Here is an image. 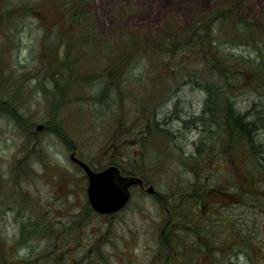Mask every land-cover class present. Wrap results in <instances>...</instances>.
Returning <instances> with one entry per match:
<instances>
[{
  "label": "rangeland",
  "instance_id": "obj_1",
  "mask_svg": "<svg viewBox=\"0 0 264 264\" xmlns=\"http://www.w3.org/2000/svg\"><path fill=\"white\" fill-rule=\"evenodd\" d=\"M25 1L0 0V264H226L231 255H221L229 250L221 240L212 261L202 243L174 229L175 196L190 199L199 184L203 191H237L243 182L248 190L247 174L264 193V168L254 164L264 162V128L254 152H244L245 166H234L226 132L199 120H212L207 93L182 77L197 65L192 56L184 58L187 66L166 46L131 48L120 62L115 55L130 46L129 34L168 43L165 26L174 24L179 34L215 10L256 28L264 25V0H27L31 13ZM74 12L81 13V27L67 16ZM220 48L237 64L239 56L257 57L256 46ZM155 90L163 98L141 125L144 101ZM232 101L242 115L264 118V91L243 90ZM124 124L131 125L128 140ZM141 127L142 134L146 127L153 133L135 144ZM115 134L130 143L124 169L140 172L157 195L134 189L124 210L101 216L88 205L87 178L70 154L107 167L120 148ZM230 211L243 214L250 241L253 235L261 240L245 246L244 261L264 264V208L245 203ZM215 227L220 237L223 226Z\"/></svg>",
  "mask_w": 264,
  "mask_h": 264
},
{
  "label": "trees",
  "instance_id": "obj_2",
  "mask_svg": "<svg viewBox=\"0 0 264 264\" xmlns=\"http://www.w3.org/2000/svg\"><path fill=\"white\" fill-rule=\"evenodd\" d=\"M23 8L30 12L32 8L30 1L26 0ZM76 12L69 13L67 16L75 19L74 24L81 27V13ZM230 17L231 15L229 16L228 12L215 10L214 14L198 19L195 25L188 26L179 34H176L174 24H169L163 28V32L166 36L164 40L168 39V43L164 44H162V39L160 37L153 41L152 39H148L147 34L145 39L142 36L139 39L138 34L135 33L129 34L128 43L130 46L124 45V50L117 51L115 56L119 57L120 62L126 58L127 54L125 52L131 48H134L136 52H138L137 50L141 51L146 48L154 50L159 48L163 50L165 46L168 48V55L177 53V50L180 52V54L178 52L180 64L182 63L185 65L187 60L184 58L192 56L191 64L196 63L197 65L193 69L191 68L185 75H182V77L201 86L207 93L205 110L210 115L209 119H212L206 120L204 118H199V120L205 122L206 125L211 121L213 122L212 124L210 123L211 125L217 124V126L221 127L226 132L228 137V140L225 142L226 148L234 149L235 153L234 157L232 156L228 161H232V165L234 166L237 164L241 166L238 162L244 163V152H254L252 148L255 147L256 135L259 127L264 128V118L256 114H254V118L248 114L242 115L233 106L232 97L241 95L243 90H253L255 92H259V90L264 91V25H255L256 28H254L251 26L252 24L248 22L240 21L238 18L231 20ZM215 24L216 28H214ZM209 29L210 32L208 31ZM204 30H207L209 33L203 32ZM208 35H211V37L208 38ZM226 41L227 43H241L244 45L256 46L257 57L247 58L239 56L242 57L240 64H237L238 62H231L233 59L230 58V54H225L220 50L223 44H227ZM259 41H262L263 44L259 45ZM142 44H144V46ZM69 62L72 63L70 59ZM187 66H190V64L187 63ZM170 70L173 69L171 68L169 71ZM246 74L252 75L253 80L248 81ZM60 76L59 74L56 75L54 80ZM0 84H2V82H0ZM162 85L164 84H156L155 86L160 87ZM224 94H226L224 97L225 100L223 98ZM218 96L219 99L216 98ZM162 98L163 97L157 90L154 92L151 91L150 98H147L148 102L144 101L141 114L142 119L139 120L141 125L147 117L146 115L151 106ZM250 117L251 119H249ZM132 122L131 124L135 125L134 122H136V120ZM146 125L151 126L152 124L147 121ZM130 126L129 124H124L123 126V129L126 128V140L130 137ZM146 128L148 131L145 134H142L144 129L141 127L142 131L133 137L135 144L140 138L152 135L153 131L149 127ZM116 134L114 140H118ZM243 139L245 144H242ZM116 145L120 146V148H117L119 149L118 155L116 158L111 159L110 162L121 165L122 169L128 174L141 175V173L136 170L126 171L122 165L125 163L123 157L129 151L128 147L130 143L117 141ZM257 161H259V163L254 162V164H260L264 168V162L260 163V158H258ZM246 164L248 165L249 163L246 162ZM243 166H245V163ZM244 169L245 168H242V170ZM209 175L210 174L206 175V177L208 178ZM247 176H249L248 180L251 181V190L245 189L244 185V187H238V189L240 188V193H238V189L237 191H230L227 188L224 189V187L223 189L221 187H206V190L203 191V186L201 184H199L195 190H197L199 198L203 201L206 200L207 195L209 196V192H213L210 195L215 197L210 199L214 201L208 199V201H210L208 204L211 208H215H213L214 211H219V213H223L224 215H227L226 212H220L223 206L231 210L235 206L241 207L245 205V203H249L256 209L258 206L264 208V193H261V190L258 191L256 187H254L255 181H257V179H255L256 177L252 178L249 174H247ZM229 191L230 193H228ZM223 194L227 195L230 199L234 198V200L228 201L227 198L223 197ZM237 199L240 200V203L236 202ZM213 204L216 206H213ZM230 219H232L231 216ZM217 251H221V247H219Z\"/></svg>",
  "mask_w": 264,
  "mask_h": 264
},
{
  "label": "flooded vegetation",
  "instance_id": "obj_3",
  "mask_svg": "<svg viewBox=\"0 0 264 264\" xmlns=\"http://www.w3.org/2000/svg\"><path fill=\"white\" fill-rule=\"evenodd\" d=\"M95 3V0H94ZM90 5H92L90 3ZM88 16L89 13H88ZM93 170L99 171L97 167H93L90 163H88ZM82 170V169H81ZM122 170V168H121ZM123 171V170H122ZM137 176L142 180V185H137L135 187L144 190L147 183V178L142 175H134V174H128ZM86 177V176H85ZM240 187H244L243 182H241ZM240 189V188H239ZM238 189V190H239ZM157 192L151 194V196H156ZM213 192H209V196L207 195L206 200H202L198 196L197 190L194 191L193 194H191L190 199H187L183 195H176L175 196V202L177 204V211L173 214V221L174 226L177 232H179V235L187 234L192 237H194L196 245H199L202 243V245L209 249V255L212 258V261L215 257L214 250L217 251L220 246H213L215 241L221 240V244L225 245L224 247L228 246V251L222 250L221 255L226 257V254H228V257L231 255V258L226 261V264H229L231 262L234 264L233 259L236 257L238 263L237 264H246L245 260V246L246 245H260L261 240L258 239L256 235L251 236L252 241L249 235H245V223L243 221V214L241 215L239 212L238 215L231 213L228 207H222L220 212H226L227 215H224L223 213H219V211H214L213 208L210 207L208 203V199L211 197L210 194ZM230 193V191L228 192ZM240 193V190L238 191ZM223 197L227 198L228 201L234 200V198L230 199L227 195L223 194ZM214 201V200H211ZM237 203H240V200H236ZM182 204H188L189 208L183 209ZM220 207V208H221ZM233 207L232 209H234ZM231 209V210H232ZM118 214V213H116ZM114 214V215H116ZM112 215V216H114ZM218 216L220 219H218ZM230 216L232 219H230ZM236 222V227L233 224ZM203 225V228L200 227V225ZM222 225V230L220 231V237L217 235L216 227L214 228V225ZM232 225V227H231ZM181 240V238L179 237ZM256 240V241H255ZM212 244V246H210Z\"/></svg>",
  "mask_w": 264,
  "mask_h": 264
},
{
  "label": "water",
  "instance_id": "obj_4",
  "mask_svg": "<svg viewBox=\"0 0 264 264\" xmlns=\"http://www.w3.org/2000/svg\"><path fill=\"white\" fill-rule=\"evenodd\" d=\"M43 128V125H39L37 129L41 131ZM71 159L85 170L89 180L88 201L100 214H112L123 209L130 200L131 187L143 183L138 177L122 175L117 166L95 172L74 154L71 155ZM148 192L154 193L153 188H149Z\"/></svg>",
  "mask_w": 264,
  "mask_h": 264
}]
</instances>
